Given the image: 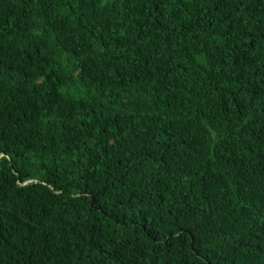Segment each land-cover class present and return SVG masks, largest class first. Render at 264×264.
I'll return each mask as SVG.
<instances>
[{
    "label": "trees",
    "instance_id": "trees-1",
    "mask_svg": "<svg viewBox=\"0 0 264 264\" xmlns=\"http://www.w3.org/2000/svg\"><path fill=\"white\" fill-rule=\"evenodd\" d=\"M0 264H264V0H0Z\"/></svg>",
    "mask_w": 264,
    "mask_h": 264
}]
</instances>
